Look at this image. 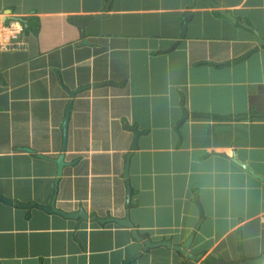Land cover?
Segmentation results:
<instances>
[{"label": "crops", "instance_id": "obj_1", "mask_svg": "<svg viewBox=\"0 0 264 264\" xmlns=\"http://www.w3.org/2000/svg\"><path fill=\"white\" fill-rule=\"evenodd\" d=\"M217 1L264 38V0ZM41 19L76 29L66 59L40 42L51 31L38 42ZM248 30L204 0H0V196L13 200H0V264L261 257L264 47ZM55 183L57 207L86 220L35 205ZM127 215L132 227L107 220ZM189 237L193 259L157 245Z\"/></svg>", "mask_w": 264, "mask_h": 264}, {"label": "water", "instance_id": "obj_2", "mask_svg": "<svg viewBox=\"0 0 264 264\" xmlns=\"http://www.w3.org/2000/svg\"><path fill=\"white\" fill-rule=\"evenodd\" d=\"M196 1L197 0H191V4L194 5ZM204 1L207 2L209 4V6H211L213 8H216L217 13H219L220 15H222L223 17L228 19L233 24H239L242 27H244L246 29H249L252 32H254L257 35L258 42H259L258 45L255 47V50L259 49L262 46L264 47V38L260 36L259 32L256 30V28L254 26H252L251 24H249L247 22L238 20V18L236 16H234L230 10L222 9L221 6H220V3L217 0H204ZM185 14L189 15L191 13L188 12V13H185ZM104 15L105 14H97V15L92 16L90 19H88L85 22H82V23L76 22V23L78 24V26L83 31L84 30V26L86 24L92 23V22L96 21L98 18L103 17ZM251 52H252V50L250 52H248V54H245L243 57L249 55ZM257 115L264 116V113H260V114H257ZM68 117H69V110L67 111V115H66L64 123H63L64 141H63V145H62V150H64V148L67 147ZM186 117H188V115H186ZM184 119H186V118H184ZM134 131H135V138H134L132 149L136 148V146H137L136 145V142H137L136 140L138 139V137L140 135V132L137 130V128H134ZM128 157H129V155H128ZM54 161L57 164L58 175H61L63 167L66 166L69 162L65 161L64 153H61ZM235 161H236V159H235ZM237 162L241 166H244V167L246 166L245 163H241L239 161H237ZM128 164H129V162L127 161V166L125 168V175L126 176L128 175ZM251 173L257 178H260V179L262 178L259 174H256V173L252 172V170H251ZM57 190H58V186H57V183H55V194H54V197H53V199H52V201L50 202L49 205H38V204H35V205L40 207V208H43V209L47 210L48 212L61 214V215L66 216V217L79 218L81 220H86L88 218V216H87L86 212L84 211V209H80L79 211L69 213V212H66L63 209L57 207V205H56V197H57V192H58ZM131 192H132V190L128 186V193H127V204H128V206L130 205ZM0 200L6 202L7 204H12L13 203L12 199L7 198V197H3V196H0ZM200 213L202 214V211ZM107 220H115L116 222H118V223H120L122 225L132 227V223L130 221L129 215H127V217L123 218V219H121V218H116V219L115 218H109ZM134 233H135V236H137V238H139L138 235H137V232L135 231ZM190 241H191V237H189L188 240L186 242H184L183 244L177 245V244H172V242L169 241V240H163V241L157 242V245H162V246H166L167 248H172L175 251H178L181 254L185 255L187 258H192L193 259L196 256L191 254V253H187V248H188V246L190 244ZM149 244H151V243L149 242ZM154 245H156V244H151V246H154ZM240 264H264V254L261 257L254 258V259H250V260L244 259V260H242L240 262Z\"/></svg>", "mask_w": 264, "mask_h": 264}, {"label": "rangeland", "instance_id": "obj_3", "mask_svg": "<svg viewBox=\"0 0 264 264\" xmlns=\"http://www.w3.org/2000/svg\"><path fill=\"white\" fill-rule=\"evenodd\" d=\"M39 28L41 30H39L38 38L40 37V39L38 40V42L41 40V38L43 39L47 36L44 33L51 31L53 33V34H51L52 36L50 35V36H48L47 39H43L40 42L45 41V42L49 43V44H47V46L50 48L51 52H53L54 54H60V56H61V54H64L65 59H66V41L71 40L72 35L70 32H74L76 34V32H77L76 29L72 25L66 23V21L57 20V19H41V20H39ZM248 31H251V30H248ZM29 32H31V30ZM31 34H32L31 35L32 39L37 38L34 33L31 32ZM55 47H56V49L60 48V51H58V52L53 51L52 49ZM18 55L21 58L26 56V54H22V53H18ZM6 58L14 60L16 57H14L13 54L8 53L6 55ZM28 59H29V55L26 57V60H28ZM55 62L56 61L54 59L50 58L47 65H49V66L54 65L53 67L55 69H57V68H59V66ZM63 69L66 71V61H65V64L63 65ZM58 83H56V84H58ZM37 142H38L37 140H32L29 143H31V145H33V146H38L39 144Z\"/></svg>", "mask_w": 264, "mask_h": 264}, {"label": "bare ground", "instance_id": "obj_4", "mask_svg": "<svg viewBox=\"0 0 264 264\" xmlns=\"http://www.w3.org/2000/svg\"><path fill=\"white\" fill-rule=\"evenodd\" d=\"M12 31H14V30H12ZM16 31H17V30H16ZM2 34H3V33H2ZM2 34H1V35H2ZM7 39H8V38H7ZM11 40H12V39H11ZM13 40H14V39H13ZM15 43H16V42H15ZM12 44L14 45V43H12ZM0 46H1V45H0ZM7 48H8V47H7Z\"/></svg>", "mask_w": 264, "mask_h": 264}]
</instances>
